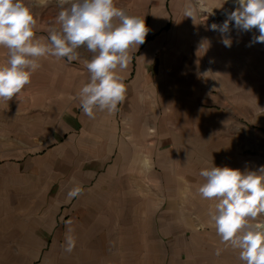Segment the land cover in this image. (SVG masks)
Masks as SVG:
<instances>
[{
  "label": "rangeland",
  "instance_id": "obj_1",
  "mask_svg": "<svg viewBox=\"0 0 264 264\" xmlns=\"http://www.w3.org/2000/svg\"><path fill=\"white\" fill-rule=\"evenodd\" d=\"M26 2L35 36L46 37L57 0ZM116 3L149 32L120 72L127 91L115 113L89 118L80 107L92 56L84 47L71 62L41 58L31 83L0 101V264H243L216 234L199 173L264 166L260 33L230 24L226 47L211 30L235 0H200L194 19L184 11L196 0ZM6 58L0 47V66ZM70 114L79 128L60 134ZM77 162L86 182L69 198L64 182L82 172Z\"/></svg>",
  "mask_w": 264,
  "mask_h": 264
},
{
  "label": "clouds",
  "instance_id": "obj_2",
  "mask_svg": "<svg viewBox=\"0 0 264 264\" xmlns=\"http://www.w3.org/2000/svg\"><path fill=\"white\" fill-rule=\"evenodd\" d=\"M235 4L224 22L213 23L211 30L221 33L226 47L231 46L227 37L230 24L243 32L256 29L260 34L253 37V43H264V0H235ZM57 6L53 26L46 37L38 38L33 6L26 0H0V47L7 50L6 63L0 66V101L13 100L31 83L41 58L71 62L79 59L78 49L84 47L92 56L85 63L89 81L78 92L80 107L89 118L96 112L115 113L127 91L120 72L149 32L144 18L118 7L116 0H57ZM201 10L200 0H196L185 8L184 15L194 19ZM199 175L204 182L198 193L215 201L209 216L220 242L238 250L243 264H264V166L241 171L213 165ZM82 190L74 186L69 198ZM75 246L69 232L65 251L71 253ZM215 254L219 256L221 250Z\"/></svg>",
  "mask_w": 264,
  "mask_h": 264
},
{
  "label": "crops",
  "instance_id": "obj_3",
  "mask_svg": "<svg viewBox=\"0 0 264 264\" xmlns=\"http://www.w3.org/2000/svg\"><path fill=\"white\" fill-rule=\"evenodd\" d=\"M179 109L181 110L182 108H179ZM184 112L185 111L181 110V117H183ZM68 117H69L68 119H62L58 125V130H59L60 134L67 135L69 132L75 131L79 128L78 124L80 123L79 122L80 120H78V116H74V115L70 114ZM72 117H73V119H71ZM75 117H77V119ZM60 158L62 159V156H60ZM61 159H60V162L62 164ZM73 165H76L75 168H77V169H81V167H82V172L77 171L76 173L69 174L67 181L64 182L66 184L65 186H66V189L68 192L76 185L83 187L85 185V182H86V172L83 171L84 164L81 167H80V164L78 162H77V164L73 163ZM61 166H63V165H61Z\"/></svg>",
  "mask_w": 264,
  "mask_h": 264
}]
</instances>
